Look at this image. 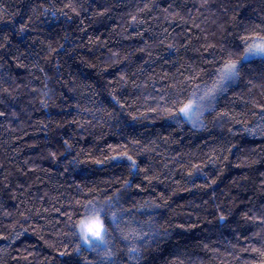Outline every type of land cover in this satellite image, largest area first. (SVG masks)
<instances>
[{
    "label": "trees",
    "instance_id": "trees-1",
    "mask_svg": "<svg viewBox=\"0 0 264 264\" xmlns=\"http://www.w3.org/2000/svg\"><path fill=\"white\" fill-rule=\"evenodd\" d=\"M47 3L0 0V264H264V136L238 131L264 124L260 59L200 127L166 114L264 37V0H56L70 19L36 20ZM45 74L56 107L33 102Z\"/></svg>",
    "mask_w": 264,
    "mask_h": 264
},
{
    "label": "clouds",
    "instance_id": "clouds-1",
    "mask_svg": "<svg viewBox=\"0 0 264 264\" xmlns=\"http://www.w3.org/2000/svg\"><path fill=\"white\" fill-rule=\"evenodd\" d=\"M73 10L79 11L78 9H75V6H73ZM32 14L35 17L36 20H39L41 16H48L51 15L52 17L57 16H66L69 17V13L65 12L63 7H60L56 4V0H48L47 4H40L36 5L32 8ZM23 31V30H21ZM70 33L65 31L64 36L62 39L68 40L70 37ZM258 44H264V37L259 38V42L254 41H246L243 43L241 47H239L236 51L230 53V57L232 59V62L236 66V76L231 79L222 80L220 73L216 81L213 83V85L207 89L202 96H200L201 101H211L213 98H215L216 94L221 91H226L228 87H230L233 83H235L237 80H242L243 78L247 77L249 73L245 70V66L249 65L253 62V58L258 57L260 59V69L261 72L264 73V53L260 54H252L255 50V46ZM57 47H63V44L57 42ZM51 47V45H50ZM78 47V45H77ZM75 48L71 49L70 51H74ZM53 80V77L48 76L45 74V76L41 79V86L36 87L32 89V91H35L37 93V96L35 98L34 103H38L41 108H48V107H56V99L58 94L54 91V88L51 86L50 82ZM251 83V81H249ZM29 88H31V83L28 85ZM103 89V86H102ZM70 91H75V88L70 89ZM95 92V90H93ZM103 103V101H101ZM120 104V100L117 99L115 96L112 97V107L115 109ZM181 108H177L176 111L173 112H167V116L169 117H176L178 115H185L181 111ZM123 111V109H121ZM131 115V113H129ZM105 116L108 118V120H114L116 124L120 125L118 134H123L125 129L127 127H134V125H129L126 120L118 119L117 114L114 111H106ZM135 119V117H134ZM85 131L89 130L90 125L82 124L81 125ZM240 133L245 134L246 137L249 140L255 139L256 136H264V124L255 123L252 126H249L248 124H243L241 128L238 130ZM66 149H71L72 145L68 141L65 142ZM124 157H120L119 159H123ZM74 160H76L77 163L83 162L79 160L78 158L74 157ZM128 159V157H127ZM118 158L116 156H110L105 163H109L112 161H117ZM135 163V168H137V162L132 159ZM258 160H253L252 163H257ZM131 164V166H132ZM257 192H264V186H258L256 189ZM111 200V197L108 198V201H102V203H108ZM219 211V210H218ZM219 221L225 222L227 220V216L221 212L217 217ZM255 219L256 217H252ZM112 219L113 221H116L118 219V215L116 212L112 213ZM116 228L119 229L120 225L117 223ZM146 235V234H145ZM132 251H136V249H132ZM107 257L110 258L112 255L111 252L105 253Z\"/></svg>",
    "mask_w": 264,
    "mask_h": 264
},
{
    "label": "snow or ice",
    "instance_id": "snow-or-ice-1",
    "mask_svg": "<svg viewBox=\"0 0 264 264\" xmlns=\"http://www.w3.org/2000/svg\"><path fill=\"white\" fill-rule=\"evenodd\" d=\"M264 53V44H258L255 46V50L252 54H260ZM220 76L222 80L231 79L236 76V66L233 62H228L224 65V67L220 70ZM195 100L189 101L183 108H181V112L185 115H188L193 107L195 106ZM131 160V157H128ZM135 163L133 162L132 168H135ZM81 228L84 231V240L86 243H90L89 237L100 239L101 234L104 231L103 226L99 220L98 216L93 217L87 223L82 222Z\"/></svg>",
    "mask_w": 264,
    "mask_h": 264
},
{
    "label": "rangeland",
    "instance_id": "rangeland-1",
    "mask_svg": "<svg viewBox=\"0 0 264 264\" xmlns=\"http://www.w3.org/2000/svg\"><path fill=\"white\" fill-rule=\"evenodd\" d=\"M254 42H259V40H254ZM225 65V64H224ZM224 67V66H223ZM222 67V68H223ZM221 70V69H220ZM220 70H219V73H220ZM218 76H219V74H218ZM218 76H217V78H218ZM216 78V79H217ZM216 81V80H215ZM215 81H213V82H211L210 84H207V85H205V86H202L199 90H197V92L194 94V96L191 98V99H189L187 102H186V104L187 103H189V101H193V100H195V106L193 107V109H192V111L188 114V115H179V117L181 118V119H183V120H185L187 123H189L191 126H193V127H200L201 125H202V121H201V115L203 114V112H205V111H207L208 109H210L211 107H212V105H213V103H214V101H215V99L217 98V96L221 93V92H223V91H221V92H218L217 94H216V96H215V98H213L211 101H201L199 98H200V96H202L203 95V93L207 90V89H209L212 85H213V83L215 82ZM186 104H184L181 108H183ZM93 217H95V215H89V216H87L82 222H85V223H87L89 220H91ZM82 222H81V224H82ZM81 224H80V228H79V230H80V234H81V237H82V240L85 242V240H84V231L82 230V228H81ZM89 240L91 241L90 243H86V244H88V245H90V244H93L94 242H96L98 239H95V238H92V237H89Z\"/></svg>",
    "mask_w": 264,
    "mask_h": 264
}]
</instances>
